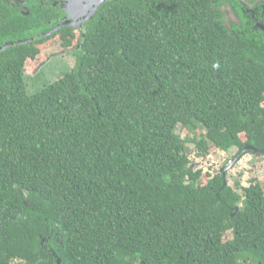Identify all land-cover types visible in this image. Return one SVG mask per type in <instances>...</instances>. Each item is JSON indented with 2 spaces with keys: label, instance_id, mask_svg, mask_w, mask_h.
<instances>
[{
  "label": "trees",
  "instance_id": "16d2710c",
  "mask_svg": "<svg viewBox=\"0 0 264 264\" xmlns=\"http://www.w3.org/2000/svg\"><path fill=\"white\" fill-rule=\"evenodd\" d=\"M230 3L112 0L83 37L0 52V264H264V184L190 159L264 149V34L229 29ZM64 54L73 68L29 93Z\"/></svg>",
  "mask_w": 264,
  "mask_h": 264
},
{
  "label": "flooded vegetation",
  "instance_id": "af4514ba",
  "mask_svg": "<svg viewBox=\"0 0 264 264\" xmlns=\"http://www.w3.org/2000/svg\"><path fill=\"white\" fill-rule=\"evenodd\" d=\"M98 1L101 0H2L0 13L4 11L5 14L9 7L13 15L7 27H10L8 32H12L17 40L9 42L22 41L20 35L29 36L24 40L36 37L37 40L49 39L64 31L83 37L85 25L99 10L92 14ZM109 1L112 0H103L99 8ZM222 10L229 29H240L246 20V24L264 34V0H232V4L222 7ZM67 23L72 25L67 26Z\"/></svg>",
  "mask_w": 264,
  "mask_h": 264
},
{
  "label": "rangeland",
  "instance_id": "374dc122",
  "mask_svg": "<svg viewBox=\"0 0 264 264\" xmlns=\"http://www.w3.org/2000/svg\"><path fill=\"white\" fill-rule=\"evenodd\" d=\"M74 66V59L69 54L50 58L44 63L35 74H29L26 77L28 92L33 94L43 88V86L57 81L66 72ZM186 132L190 136H194L197 132H203L202 128L197 126V129H184L181 125L177 129V134L181 137L186 136ZM190 159L194 169H200L203 173L214 176L220 173L233 161L237 154V149H232L229 152H222L216 149L211 150L210 154L205 158H197L196 151L193 146H189ZM226 180L229 184L235 181H240L242 186L246 187L250 181L255 179L264 184V158H256L254 155H242L239 161L234 164L229 170L225 171ZM18 264V263H13Z\"/></svg>",
  "mask_w": 264,
  "mask_h": 264
},
{
  "label": "water",
  "instance_id": "95a60500",
  "mask_svg": "<svg viewBox=\"0 0 264 264\" xmlns=\"http://www.w3.org/2000/svg\"><path fill=\"white\" fill-rule=\"evenodd\" d=\"M103 2V0L101 1H98V3L96 4V7L93 8L92 10V14H95L96 11L99 9V6L101 5V3ZM67 26L68 25H72V23H67L66 24ZM75 26V24H74ZM38 38H32V39H29V40H22V41H18V42H9V43H6L4 44L3 46L0 47V52H3L5 51L6 49L8 48H11V47H17V46H20L22 44H28L30 42H34L35 40H37ZM247 152H253V154L257 157H264V149H261V150H258V149H255L251 146H245L244 149L241 151L240 154L237 155V157H235L233 159V161L229 164V166H227L225 169H223L221 171V174L224 175L225 174V171L226 170H229L234 164H236L239 159L241 158V156ZM57 264H60V261L58 260L57 261Z\"/></svg>",
  "mask_w": 264,
  "mask_h": 264
}]
</instances>
